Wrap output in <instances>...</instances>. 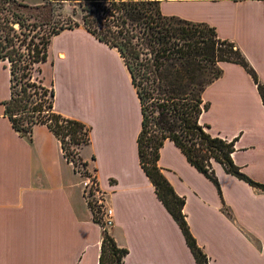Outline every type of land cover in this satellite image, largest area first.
Returning <instances> with one entry per match:
<instances>
[{
  "label": "crops",
  "instance_id": "crops-1",
  "mask_svg": "<svg viewBox=\"0 0 264 264\" xmlns=\"http://www.w3.org/2000/svg\"><path fill=\"white\" fill-rule=\"evenodd\" d=\"M159 9L207 23L234 42L264 88V0H159ZM44 63L49 75L42 83L53 87L54 110L91 128L90 143L78 155L83 160L86 150L87 171L113 211L107 232L128 250L123 264H196L139 165L141 114L118 52L78 26L52 37ZM6 64L0 61V264H99L103 229L92 219L84 175L45 125L33 126L31 140L12 127L4 114ZM219 66L221 75L203 92L209 107L200 120L212 135L237 137L234 163L264 183V106L256 84L238 64ZM158 165L184 197L186 221L208 264H264V192L212 162L220 197L168 140Z\"/></svg>",
  "mask_w": 264,
  "mask_h": 264
},
{
  "label": "trees",
  "instance_id": "trees-1",
  "mask_svg": "<svg viewBox=\"0 0 264 264\" xmlns=\"http://www.w3.org/2000/svg\"><path fill=\"white\" fill-rule=\"evenodd\" d=\"M65 1L78 4L81 21L57 18L54 6ZM7 2L24 11L14 13L16 18L4 17L0 21V61L7 62L10 74V97L4 101V114L12 127L31 140L33 126L45 125L74 169L82 175L89 174L78 151L90 143L91 128L54 110V90L43 85L40 66L47 60L52 37L64 29L82 26L98 41L114 48L129 73L138 99L139 165L150 179L157 198L180 228L196 264H208L206 253L186 221L185 199L174 191L158 160L160 149L168 140L214 184L220 197L212 162L264 192V183L249 177L232 159L237 137L212 135L210 126L200 120L209 107L203 100V92L221 75V62L238 64L252 77L264 106V88L240 49L234 42L219 38L214 27L207 23L163 15L159 0H45L35 8L16 0ZM29 16L34 17L32 22H26ZM88 205L93 221L100 225L98 206L90 201ZM127 252L103 230L99 264H123Z\"/></svg>",
  "mask_w": 264,
  "mask_h": 264
},
{
  "label": "rangeland",
  "instance_id": "rangeland-1",
  "mask_svg": "<svg viewBox=\"0 0 264 264\" xmlns=\"http://www.w3.org/2000/svg\"><path fill=\"white\" fill-rule=\"evenodd\" d=\"M18 3L26 4L29 7L31 6L32 8H35L37 5H40L45 2V0H16ZM49 8V7H47ZM54 13L57 15V18H64L67 21H81V15L82 11H80V7L78 6L77 3L71 2V1H65L63 4L54 6ZM18 12H24L21 7L19 9L14 8L13 5H9V2L7 0H0V21L4 20V17H7L9 19L16 18V15ZM34 20L33 16H29L28 19H26V22L30 21L32 22ZM16 27V26H15ZM55 45V42H54ZM44 65H46L44 63ZM48 65V64H47ZM41 70H42V77L43 79L48 81V75H49V66H43L41 65ZM36 75V74H35ZM33 82L35 81L33 77L31 78ZM6 83V82H5ZM7 83H6V88H7ZM75 149H79L76 146ZM83 147V146H82ZM81 147V148H82ZM84 162H86V169H92L91 167V160L89 157H87V152L84 150L82 154ZM93 174V173H91ZM94 175V174H93Z\"/></svg>",
  "mask_w": 264,
  "mask_h": 264
},
{
  "label": "built area",
  "instance_id": "built-area-1",
  "mask_svg": "<svg viewBox=\"0 0 264 264\" xmlns=\"http://www.w3.org/2000/svg\"><path fill=\"white\" fill-rule=\"evenodd\" d=\"M83 185L87 200L98 206L100 210L102 229L107 230L113 224V211L107 205L104 193L98 188L95 176L91 173L84 175Z\"/></svg>",
  "mask_w": 264,
  "mask_h": 264
}]
</instances>
